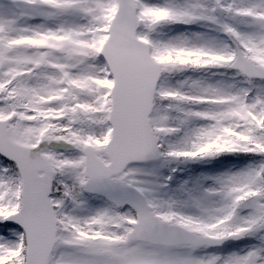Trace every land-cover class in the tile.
<instances>
[{"label": "snow or ice", "instance_id": "6c2138e0", "mask_svg": "<svg viewBox=\"0 0 264 264\" xmlns=\"http://www.w3.org/2000/svg\"><path fill=\"white\" fill-rule=\"evenodd\" d=\"M0 264H264V0H0Z\"/></svg>", "mask_w": 264, "mask_h": 264}]
</instances>
